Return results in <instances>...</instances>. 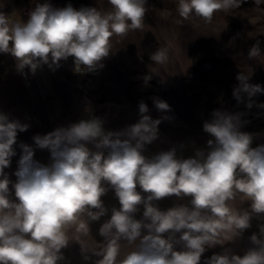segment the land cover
I'll return each instance as SVG.
<instances>
[{
    "label": "clouds",
    "instance_id": "1",
    "mask_svg": "<svg viewBox=\"0 0 264 264\" xmlns=\"http://www.w3.org/2000/svg\"><path fill=\"white\" fill-rule=\"evenodd\" d=\"M242 2L177 0V11L185 20L195 15L211 22L217 12L238 9ZM108 3L111 10L102 13L46 2L27 21H12L0 11V53L11 55L18 71L28 67L35 73L45 65L55 71L70 57L76 74L103 68L112 38L142 29L148 11V0ZM262 52L256 40L248 58ZM151 59L166 63V50L157 49ZM150 79L145 76V84ZM249 79L238 74L234 98L243 103L246 96L248 109L264 108L253 100L264 88ZM154 103L159 111H170L166 102ZM148 112L141 102L138 122L119 131H106L94 117L35 135L36 148L48 150L50 160H35L34 148L20 143L15 182L5 169L16 155L18 132L29 125L0 113V264H61L72 229L83 259L92 264H201L204 253L217 245L223 251L203 264H264V144L252 147L253 135L241 131L242 114L214 110L203 123L211 137L207 149L184 158L175 147L144 154L158 139L162 120L170 119H153ZM110 191L118 201L111 209L103 199ZM238 195L249 202L247 208L230 205ZM173 197L187 202L160 208V201ZM102 217H108L98 229L103 239L90 247L80 237L90 235V225ZM253 219L261 221L259 233L248 238L251 246L242 255L224 247L241 238ZM122 242L135 247L121 258Z\"/></svg>",
    "mask_w": 264,
    "mask_h": 264
},
{
    "label": "rangeland",
    "instance_id": "2",
    "mask_svg": "<svg viewBox=\"0 0 264 264\" xmlns=\"http://www.w3.org/2000/svg\"><path fill=\"white\" fill-rule=\"evenodd\" d=\"M46 2L54 7H94L102 13L111 10L108 0H0V11L10 15L12 21H27L29 13ZM147 7L142 29L112 38V52L102 61L103 68L76 74L71 57L61 61L55 71L45 65L32 73L25 67L36 86L46 134L94 117L104 122L106 131H119L138 122L139 104L143 102L153 119L170 117L158 126V139L146 145V156L173 147L184 158L194 156L198 149L206 150L211 137L203 131V123L217 109L241 113V131L253 135L252 147L264 144V108L254 105L248 109L246 96L243 103L233 96L241 72L250 76V83L264 88V52L255 59L248 58L256 40L261 41L264 51V0L259 5L255 0H243L238 9L217 12L211 22L195 15L182 19L177 0H148ZM157 49L166 50V63L151 59ZM145 76H151L147 84ZM156 99L166 102L170 111H159ZM253 100L264 103V92ZM103 199L109 209L118 207L113 192ZM186 202L173 197L160 201L159 206L166 210ZM230 205L239 210L247 208L249 202L238 195ZM259 223L253 219L241 238L224 247L242 255L251 246L248 238L259 233ZM222 251L219 245L208 249L201 264Z\"/></svg>",
    "mask_w": 264,
    "mask_h": 264
},
{
    "label": "crops",
    "instance_id": "3",
    "mask_svg": "<svg viewBox=\"0 0 264 264\" xmlns=\"http://www.w3.org/2000/svg\"><path fill=\"white\" fill-rule=\"evenodd\" d=\"M0 113L8 115L9 119L19 120L21 123L29 125L25 132H18L17 143L14 145L16 155L12 157L10 167L5 169L10 180L16 181L15 171L18 168V161L22 150L20 143H25L32 146L35 150L34 159L47 164L50 160V153L46 149L36 148L33 137L35 135H45L44 121L41 111V102L38 98L36 86L28 84L16 67V61L11 55L0 53ZM93 222L90 225L91 234L81 236L80 239L90 247H95L96 242H101L102 237L98 234V229L102 223ZM78 234L74 229L69 231L71 242L69 246L63 249L64 261L61 264H92V261H85L81 255L80 245L76 242ZM133 249V245L129 246L126 242H122L121 258L128 251ZM96 257H93L95 260Z\"/></svg>",
    "mask_w": 264,
    "mask_h": 264
},
{
    "label": "built area",
    "instance_id": "4",
    "mask_svg": "<svg viewBox=\"0 0 264 264\" xmlns=\"http://www.w3.org/2000/svg\"><path fill=\"white\" fill-rule=\"evenodd\" d=\"M21 73H22L24 80L29 84L30 79L28 77V70L26 68H24L23 70H21Z\"/></svg>",
    "mask_w": 264,
    "mask_h": 264
}]
</instances>
